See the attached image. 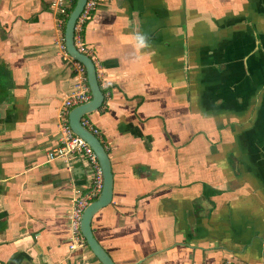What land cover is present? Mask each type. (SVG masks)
<instances>
[{
  "label": "crops",
  "instance_id": "1",
  "mask_svg": "<svg viewBox=\"0 0 264 264\" xmlns=\"http://www.w3.org/2000/svg\"><path fill=\"white\" fill-rule=\"evenodd\" d=\"M56 15L0 0V264H103L70 247L91 167L48 159L74 84ZM84 38L114 173L92 227L116 264H264V0H99Z\"/></svg>",
  "mask_w": 264,
  "mask_h": 264
},
{
  "label": "built area",
  "instance_id": "2",
  "mask_svg": "<svg viewBox=\"0 0 264 264\" xmlns=\"http://www.w3.org/2000/svg\"><path fill=\"white\" fill-rule=\"evenodd\" d=\"M73 2L74 0H49L52 10L57 14L58 52L65 60L71 62L74 71V84L73 88L65 94L62 103L58 107V143L51 150H49L48 159L50 161L61 159L67 164H70L72 157L79 154L87 160V163L93 172L92 185L90 186L89 191L86 194H79L73 198L71 209L68 214V228L72 234L70 247L75 249L78 246L86 244V239L82 234L80 227L82 214L86 206L100 194L103 187L104 177L103 169L93 147L87 140L74 132L69 121L71 110L75 106L85 103L92 98L91 89L87 79L86 67L83 63L70 55L65 41V25L69 14L72 11V7L70 8V6ZM98 4L99 0H87L85 7L75 25V45L80 52L87 53L89 55H91V52L85 42L84 30ZM93 59L97 65V61L95 58ZM82 124L99 136L100 128L92 120L90 114H86L82 117Z\"/></svg>",
  "mask_w": 264,
  "mask_h": 264
},
{
  "label": "water",
  "instance_id": "3",
  "mask_svg": "<svg viewBox=\"0 0 264 264\" xmlns=\"http://www.w3.org/2000/svg\"><path fill=\"white\" fill-rule=\"evenodd\" d=\"M87 0H77L65 25V41L70 55L83 63L87 70V79L91 89L92 98L82 104L75 106L69 115V121L75 133L89 142L97 154L103 169V187L98 197L92 200L84 209L81 218V231L92 252L103 264H116L110 253L99 242L94 234L92 221L95 214L108 206L113 200L114 194V173L112 161L107 147L100 137L82 124V117L99 110L105 103V93L100 84L97 65L91 55L80 52L75 45V25L83 11ZM1 99H2V91Z\"/></svg>",
  "mask_w": 264,
  "mask_h": 264
},
{
  "label": "flooded vegetation",
  "instance_id": "4",
  "mask_svg": "<svg viewBox=\"0 0 264 264\" xmlns=\"http://www.w3.org/2000/svg\"><path fill=\"white\" fill-rule=\"evenodd\" d=\"M0 76H1V77L5 76V72H4V70H1V72H0ZM1 77H0V78H1ZM3 81H4V80H3ZM3 81H0V91H2V92H4V88H5V87L2 85V82H3ZM4 83H5V82H4ZM0 97H1V93H0Z\"/></svg>",
  "mask_w": 264,
  "mask_h": 264
},
{
  "label": "trees",
  "instance_id": "5",
  "mask_svg": "<svg viewBox=\"0 0 264 264\" xmlns=\"http://www.w3.org/2000/svg\"><path fill=\"white\" fill-rule=\"evenodd\" d=\"M76 1H77V0H74L73 4L70 6V8L72 7L71 9H73V7L75 6Z\"/></svg>",
  "mask_w": 264,
  "mask_h": 264
},
{
  "label": "rangeland",
  "instance_id": "6",
  "mask_svg": "<svg viewBox=\"0 0 264 264\" xmlns=\"http://www.w3.org/2000/svg\"><path fill=\"white\" fill-rule=\"evenodd\" d=\"M1 70H3L2 67H0V72H1ZM0 77H1V76H0Z\"/></svg>",
  "mask_w": 264,
  "mask_h": 264
}]
</instances>
